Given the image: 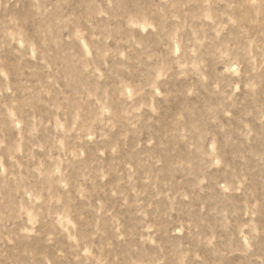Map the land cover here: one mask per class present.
<instances>
[{
    "label": "rangeland",
    "instance_id": "obj_1",
    "mask_svg": "<svg viewBox=\"0 0 264 264\" xmlns=\"http://www.w3.org/2000/svg\"><path fill=\"white\" fill-rule=\"evenodd\" d=\"M0 264H264V0H0Z\"/></svg>",
    "mask_w": 264,
    "mask_h": 264
}]
</instances>
